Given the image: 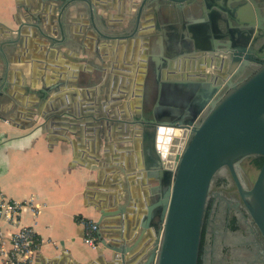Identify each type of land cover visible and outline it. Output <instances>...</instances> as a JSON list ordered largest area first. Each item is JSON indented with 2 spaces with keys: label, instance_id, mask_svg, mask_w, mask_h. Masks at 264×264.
Segmentation results:
<instances>
[{
  "label": "crops",
  "instance_id": "crops-1",
  "mask_svg": "<svg viewBox=\"0 0 264 264\" xmlns=\"http://www.w3.org/2000/svg\"><path fill=\"white\" fill-rule=\"evenodd\" d=\"M145 1L76 0L80 8L69 5L61 28L55 2L0 0V187L16 200L33 196L40 207L37 217L30 209L22 215L41 241L35 264L141 262V248L106 246L130 248L159 184L148 174L152 138L141 125L124 122L149 119L163 80L169 82L164 106L173 104L167 97L190 94L194 86L175 83L198 70L190 36L206 25L198 15ZM216 3L225 17V1ZM32 5L41 24L26 10ZM215 19L225 30L218 14ZM92 22L124 35L99 40ZM39 25L66 43L53 46ZM205 70L220 72L215 65ZM60 81L69 84L42 97L39 90ZM81 218L99 223L98 247L84 241Z\"/></svg>",
  "mask_w": 264,
  "mask_h": 264
},
{
  "label": "water",
  "instance_id": "water-1",
  "mask_svg": "<svg viewBox=\"0 0 264 264\" xmlns=\"http://www.w3.org/2000/svg\"><path fill=\"white\" fill-rule=\"evenodd\" d=\"M161 1L171 4L179 14L198 15L201 23L205 21L206 25H197L190 36V50L196 52L197 60L194 69L198 70L188 74L187 80L175 83L194 88L188 95L165 98L172 100L173 104L164 106L163 92H166L169 82L163 80L157 102L149 108V119L145 121L141 116L124 122L141 125L152 138L150 154L154 155L148 174L158 179L159 184L155 186L153 201L140 222V233L130 248L123 244H106L104 239L102 243L119 252L141 248L136 255H142L140 264H198L211 184L217 172L226 165L231 168L238 188L264 234V164L250 191L243 189L235 168V163L243 157L264 156V65L243 80L237 79L246 70L243 64L247 65L251 60L256 62L261 56L258 53H255L258 58L250 55L252 50L248 52L247 47L250 43H257L254 33L261 24L259 15L262 8L258 0H236L237 3H245L230 9L229 14L223 8V17L218 12L223 6L216 1ZM42 2L46 6L56 3L53 11L58 13L56 18L61 28L69 5L74 3V7L79 6L76 0ZM33 7L26 10L33 14ZM217 14L226 23L225 30L215 19ZM35 17L40 23L39 15ZM233 21L238 25L236 30L231 27ZM39 27L53 46L61 47L66 43L65 36L63 39L54 38ZM92 27L96 29L99 40L124 35L102 32L93 22ZM211 65H215L220 72H206V66ZM8 71L5 65V77ZM63 83L69 84L68 81H60L39 92L46 98L50 90L58 89ZM189 90H181V93ZM3 95L0 89V103ZM187 126H193L190 132ZM247 196L251 197V202L247 201Z\"/></svg>",
  "mask_w": 264,
  "mask_h": 264
},
{
  "label": "flooded vegetation",
  "instance_id": "flooded-vegetation-1",
  "mask_svg": "<svg viewBox=\"0 0 264 264\" xmlns=\"http://www.w3.org/2000/svg\"><path fill=\"white\" fill-rule=\"evenodd\" d=\"M209 1L218 2L222 0H209ZM224 1H225L224 9L227 11L228 14L230 9L231 10L234 9V7L240 3V2L238 3L235 2L236 0H224ZM258 2L261 3L262 9H261V14L259 15L261 24L257 26V29L254 33L255 38L257 39V43H255V45L254 43L253 44L250 43V45L247 47V50L248 52L250 49L252 50V52L255 51L253 52V54L252 52L249 53L250 55H254L257 58L258 55L261 56H259L260 58H258V61L256 60V62L254 60H251L249 64L247 65L243 64V67L246 70L243 73V75L237 76L238 80H243L244 78L250 76L251 74H253V72L256 69L261 67V65H264V61H263L264 60V0H258ZM163 3L166 2L161 0L158 1L156 0L154 2V4L156 5L154 6H157V4L162 5ZM243 3H245V1H242L240 5ZM74 5L72 8H80V6L74 7ZM169 5L173 7L171 4H168V6ZM259 17L257 16V19H259ZM119 32L122 33L123 31L121 30ZM255 38L252 40H255ZM246 52L247 51H245V53ZM255 53H258V55H256ZM227 91H229V89H227ZM250 156H251L250 165L254 167L258 171V173L256 177L254 178L250 177L249 181H246L247 184H249L250 186L245 185L244 181L239 176V179L245 191H250L253 188L258 178L259 172L264 164L263 162V164L259 166L255 161V158L261 157V155H250ZM235 168L238 173L237 162L235 163ZM220 171H223L224 173H221L219 178L217 179L216 191L217 190L221 191L224 189L225 192L230 193L231 198H228L227 196H222L223 193H219V191H217L215 194H212L211 191L209 193L204 220H203V223L206 226V239L202 250V254H203L202 264L208 263L207 251L209 250V248L213 250L215 249V247H217L216 235H215L216 233L214 232V228L217 220L220 218V215L222 214L225 216L226 220L224 222L225 231H223L224 233L221 243V249L219 248L221 253L220 254L221 264H232L231 259L233 261H236L235 264H260L261 262H263L264 264V234L260 226L258 225L257 221L253 217L245 198L242 196L238 188L237 182L231 171V168L228 165H226L222 167L219 170V172ZM226 172L230 175V177L225 175ZM232 183H234L235 189H231ZM246 199L248 202H251L250 196H247ZM225 202L226 204L223 205V203ZM240 230L244 231L245 233H248L247 236L244 235L245 237H247V241L243 244H240V246L236 248L237 250H235L234 249L235 247H233V244L231 243L232 235L239 232ZM244 255L246 256L251 255L252 258L251 259H249L248 257L245 258ZM243 259L246 260L244 261Z\"/></svg>",
  "mask_w": 264,
  "mask_h": 264
},
{
  "label": "built area",
  "instance_id": "built-area-1",
  "mask_svg": "<svg viewBox=\"0 0 264 264\" xmlns=\"http://www.w3.org/2000/svg\"><path fill=\"white\" fill-rule=\"evenodd\" d=\"M187 127L189 132L193 128ZM25 209L32 210L35 217L40 212L33 196L16 200L9 197L0 187V264H35V254L41 241L33 225L22 223ZM1 222L13 226L15 230L6 231ZM80 223L85 229L84 241L92 247H98L99 223L88 218H81Z\"/></svg>",
  "mask_w": 264,
  "mask_h": 264
},
{
  "label": "rangeland",
  "instance_id": "rangeland-1",
  "mask_svg": "<svg viewBox=\"0 0 264 264\" xmlns=\"http://www.w3.org/2000/svg\"><path fill=\"white\" fill-rule=\"evenodd\" d=\"M250 161H251V156L243 157L239 161H237V169H238V173H239L238 176H240V178L244 181L245 185H248V186H250V185L247 184L246 181H249L250 177H252V178L256 177V175L258 173V171L250 165ZM221 173H224V172L218 171V173L215 175V178L212 181L211 189H210L212 194H215L217 191H219V190L216 191V189H217L216 183H217V179L219 178ZM225 175L230 177V175L227 172L225 173ZM231 189H235L234 183H232ZM219 193H223L222 196H227L228 198H231L230 193L225 192L224 189L219 191ZM225 204H226V202L223 203V205H225ZM225 220H226L225 216L222 214V215H220V218L216 222V225L214 228V232L216 234L215 233L214 234L216 235L217 247H215V249H213V250L209 248V250L207 251V255H208L207 256V260H208L207 264H221V262H220V258H221L220 254L221 253H220L219 248L221 249V243H222L223 233H224L223 231H225V228H224ZM226 230H227V228H226ZM244 235L247 236L248 233H245L244 231H241V230L232 235V242L231 243L233 244V247H235L234 248L235 250H237L236 248L238 246H240V244H243L247 241V237H245ZM244 257L245 258L248 257L249 259L252 258L251 255L250 256L244 255ZM243 260L245 261L246 259H243ZM235 262L236 261H233L231 259L232 264H235ZM238 262H240V261H238ZM260 264H263V262H261Z\"/></svg>",
  "mask_w": 264,
  "mask_h": 264
},
{
  "label": "trees",
  "instance_id": "trees-1",
  "mask_svg": "<svg viewBox=\"0 0 264 264\" xmlns=\"http://www.w3.org/2000/svg\"><path fill=\"white\" fill-rule=\"evenodd\" d=\"M255 161H256L257 165L261 166L263 164V162H264V156L256 157ZM203 220H204V218H203ZM205 239H206V226L203 223L202 234H201V244H200V254H199V262H198V264H202V260H203L202 250H203V246H204V243H205Z\"/></svg>",
  "mask_w": 264,
  "mask_h": 264
}]
</instances>
